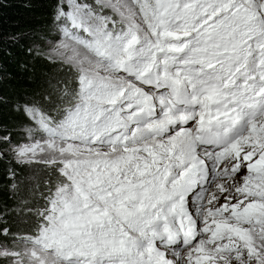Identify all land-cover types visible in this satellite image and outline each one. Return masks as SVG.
I'll return each instance as SVG.
<instances>
[{
    "label": "snow or ice",
    "instance_id": "snow-or-ice-1",
    "mask_svg": "<svg viewBox=\"0 0 264 264\" xmlns=\"http://www.w3.org/2000/svg\"><path fill=\"white\" fill-rule=\"evenodd\" d=\"M51 31L68 79L0 137L34 218L0 258L264 264V0H57Z\"/></svg>",
    "mask_w": 264,
    "mask_h": 264
},
{
    "label": "trees",
    "instance_id": "trees-1",
    "mask_svg": "<svg viewBox=\"0 0 264 264\" xmlns=\"http://www.w3.org/2000/svg\"><path fill=\"white\" fill-rule=\"evenodd\" d=\"M56 2L0 0V137L10 136L11 144L25 142L24 130L30 125L15 106L33 99L42 101L43 95L52 91L50 84L68 79L67 69L37 56L34 47L39 44L44 50L45 42L41 36L50 39L56 35L51 31ZM29 48H32L31 52ZM8 145L0 140V148ZM10 170L16 173L15 177ZM32 174L33 169L16 164L8 153L0 156V228L7 227L13 233L32 228L34 218L11 211L18 207L21 199L29 197L26 178ZM14 182L19 185L16 189L12 187ZM0 240L6 238L0 236ZM0 264L7 263L3 260Z\"/></svg>",
    "mask_w": 264,
    "mask_h": 264
},
{
    "label": "rangeland",
    "instance_id": "rangeland-1",
    "mask_svg": "<svg viewBox=\"0 0 264 264\" xmlns=\"http://www.w3.org/2000/svg\"><path fill=\"white\" fill-rule=\"evenodd\" d=\"M91 1V0H90ZM59 37L57 36V35H55V37H51L49 40H56V39H58ZM28 141H27V139H26V141L25 142H21V143H18V144H22V143H27ZM11 145H15V144H11ZM10 147V144L8 145V146H5V147H3L2 149L5 151V152H7V150H8V148ZM8 154L9 155H11V153L10 152H8ZM12 156V155H11ZM4 260V262H6L7 264H9V261L7 260V259H4V258H0V261H3Z\"/></svg>",
    "mask_w": 264,
    "mask_h": 264
}]
</instances>
